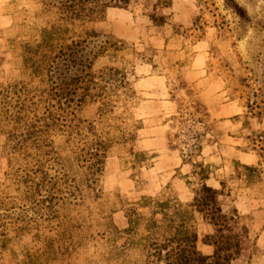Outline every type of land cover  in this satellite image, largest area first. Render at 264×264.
I'll return each mask as SVG.
<instances>
[{
    "label": "trees",
    "instance_id": "16d2710c",
    "mask_svg": "<svg viewBox=\"0 0 264 264\" xmlns=\"http://www.w3.org/2000/svg\"><path fill=\"white\" fill-rule=\"evenodd\" d=\"M131 1L38 0L35 25L13 22L7 30L18 75L0 76V131L7 134L3 154L9 167L0 188V221L4 212L22 211L9 221L15 228L7 230L9 222H0V258L8 256V264H232L241 256L248 228L240 224L236 208L223 211L218 197L229 194L227 179L217 175L216 163L201 156L199 133L182 155L193 176L184 177L189 199H182L172 184L134 201L101 187L106 153L117 151L137 170L150 167L154 158L133 148L143 126L133 110L143 98L127 80L136 64L151 59L126 41L112 40V56L127 48L134 59L127 67L108 68L116 83L107 87L102 83L107 68H94L105 46L83 58L84 48L101 34L92 23L103 20L108 7L127 8ZM147 1L149 20L167 24L159 11L173 0ZM20 25L37 38L18 40L14 31ZM244 138L247 145L236 149L253 154L256 162L232 158L228 178L256 183L264 174V130ZM211 177L218 179L219 189L207 183ZM30 205L46 211L31 216ZM117 211L127 219L124 228L111 221ZM200 222L213 232L200 238ZM29 225L32 229H25ZM199 242L211 246V252L199 250Z\"/></svg>",
    "mask_w": 264,
    "mask_h": 264
},
{
    "label": "rangeland",
    "instance_id": "374dc122",
    "mask_svg": "<svg viewBox=\"0 0 264 264\" xmlns=\"http://www.w3.org/2000/svg\"><path fill=\"white\" fill-rule=\"evenodd\" d=\"M37 1L0 0V76L1 74L10 77L18 75L16 69L13 68V57L8 41L10 35L7 30L13 22H28L30 27L35 25L38 22L36 20ZM187 1L195 7V15L190 26L185 27L178 20L177 13L169 12L167 9L159 11L166 15L167 24L157 26L149 20L151 26L156 29L166 28V31L177 39V42H172L171 48L166 50L168 52L167 64L154 58L151 48L138 50L133 42L118 38L112 32L107 21V11L109 8L116 7H108L104 19L92 23L93 29L101 34L84 48L83 58L88 56L90 59L92 54L89 52L96 53L99 46H105L106 50L95 61L94 68H107L102 81L107 87L116 83V76L112 71H108V68L127 67V61L134 59L127 48L117 52V56H112V50L109 48L112 40L126 41L144 58L151 59L152 63L145 64H151L156 71L160 72L164 76L167 86L165 103L167 112L159 115L156 121H165L171 126L169 149L173 150L182 160V155L188 153V148L191 149L192 143L195 142L193 136L199 133L201 156L207 162L216 163L219 167L217 175H222L227 179L230 192L219 195L223 211L229 212L234 207L238 213L245 216L240 224L244 223L245 226L248 224V234L254 242L252 241V247L246 252L247 254L240 256L232 264H264V262L255 263L252 259L253 254L264 255V246L256 244L258 234L264 230V174L261 175L260 181L256 183L252 181V187L249 189H245L244 183L228 178L232 158L246 164L254 161V158L256 159L251 153L239 152L236 146L247 145L244 138L246 135L254 136L264 130V0ZM150 8L152 10L151 6L148 10ZM178 24H181L182 27H179ZM14 32L18 40L37 38L34 31H28V35H26V29H23L21 25L18 31ZM198 41L202 42L201 47L205 52V75L196 84L187 85L182 81L180 66L189 60L191 46ZM127 80L133 85L137 95L144 100V96L135 86L134 69L132 73H128ZM122 89L120 87L119 91ZM142 106L143 102L133 110L136 119L143 120V112L140 110ZM121 110L120 107L115 108L117 112ZM244 121L247 123L246 128H243ZM126 122L129 123L127 120ZM144 127L145 121L143 120V126L137 131L133 148L136 151L150 153L154 156L152 160L154 162L157 156L156 152L137 148ZM6 136L7 134L0 131V188L2 189L3 185L7 183L9 169L7 157L3 154ZM185 164H188L191 170L190 163ZM103 167L102 189L107 192H117L128 201L137 200L142 195L156 196L164 190L167 184H172L182 199L187 200L191 197L190 188L184 177L193 180V176L187 175V168L183 170L170 169L164 176L166 180H161L159 185L156 182V185L149 187L145 176V169L149 167H142L139 170L132 169L128 159H121L117 151L105 154ZM136 171L137 176H133ZM126 180L132 184L130 190H127L123 184ZM207 183L215 188L214 185L217 186L219 181L216 177H211ZM217 188L219 189L220 185ZM6 191L7 189L4 190V192ZM33 206H28L30 208L28 213L31 216H33L32 211H40V213L46 211L45 207L42 209ZM21 212L20 209L4 212L2 214L5 219L0 222L14 221L13 218L16 217V214ZM111 221L119 228L127 226V219L122 211L114 212ZM9 228L13 229L15 225H10L9 222L6 224V229L10 230ZM211 228L210 224L200 222L198 224L200 238L205 234L212 233ZM25 229H32V227L29 225V228ZM25 241H29L28 235L25 237ZM20 243L22 242L20 241ZM253 243L256 245L253 246ZM14 248H17V245ZM198 249L203 253L211 252V246L200 242ZM9 259L8 256H5L3 260L2 256L0 264H8Z\"/></svg>",
    "mask_w": 264,
    "mask_h": 264
},
{
    "label": "crops",
    "instance_id": "0c3cea01",
    "mask_svg": "<svg viewBox=\"0 0 264 264\" xmlns=\"http://www.w3.org/2000/svg\"><path fill=\"white\" fill-rule=\"evenodd\" d=\"M134 4L136 5L133 7ZM150 4L151 1L147 0H132L128 8H109L107 21L112 32L118 38L133 42L138 50L151 48L154 52V58L167 64L168 52L166 50L171 48V43L177 42V39L166 31V28L156 29L150 25L147 16L149 10H151V8L148 10L151 6ZM166 9L169 12L177 13L178 20L185 27L192 24L195 7L191 2L173 0L170 7ZM201 43V41H198L191 46L189 60L180 66V74L184 84H196L205 75V52L203 47H201ZM134 72L136 76L135 86L144 96L143 106L140 110L143 112L142 116L145 121V127L141 133V138L138 140L137 148L157 153L153 165L145 169L148 186L152 187L156 185V182L159 185L161 180H166L164 176L170 169L179 168L183 170L187 168L186 173L191 177L188 164L183 163L181 158L173 150L169 149L171 126L165 121H156L159 115L167 112L165 103L168 91L164 76L156 71L151 64L145 63L137 64L134 67ZM255 162L256 159L254 158V161L249 164H254ZM118 183L121 184V182ZM123 184L127 190H130L132 184L128 180L123 182ZM230 184L233 183L230 182ZM244 184L245 189L252 187L251 181H246ZM214 186L217 188L219 184ZM129 198L132 199L131 197ZM218 199L220 201V196ZM239 215L241 217L240 221H242L245 216L240 213ZM211 229L213 230V228ZM252 241L250 235H248V239L243 241L241 256L247 254L246 252L252 247ZM256 242L257 245L264 246V230L258 234ZM254 244L253 246L256 245ZM252 259L255 263H263L264 255L256 256L253 254Z\"/></svg>",
    "mask_w": 264,
    "mask_h": 264
}]
</instances>
